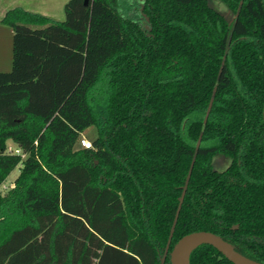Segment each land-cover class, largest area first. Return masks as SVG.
<instances>
[{
    "label": "trees",
    "instance_id": "16d2710c",
    "mask_svg": "<svg viewBox=\"0 0 264 264\" xmlns=\"http://www.w3.org/2000/svg\"><path fill=\"white\" fill-rule=\"evenodd\" d=\"M220 1L229 23L207 0L3 13L0 185L19 166L0 192V264H170L195 231L264 264V0ZM187 264L233 263L199 243Z\"/></svg>",
    "mask_w": 264,
    "mask_h": 264
},
{
    "label": "crops",
    "instance_id": "0c3cea01",
    "mask_svg": "<svg viewBox=\"0 0 264 264\" xmlns=\"http://www.w3.org/2000/svg\"><path fill=\"white\" fill-rule=\"evenodd\" d=\"M65 2L66 0H0V17L7 9L19 6L54 20H62ZM11 35V30L0 24V71L3 72L10 69Z\"/></svg>",
    "mask_w": 264,
    "mask_h": 264
},
{
    "label": "water",
    "instance_id": "95a60500",
    "mask_svg": "<svg viewBox=\"0 0 264 264\" xmlns=\"http://www.w3.org/2000/svg\"><path fill=\"white\" fill-rule=\"evenodd\" d=\"M85 3H86V0H84V4ZM262 121H263V128H264V103L262 106ZM193 242H195V244L192 247H194L195 245L199 243H207L211 245L218 252H220L228 261H230L233 264H261L238 253L232 248V246L229 243L221 239L219 236L213 233H210V232H206V231H195V232H191V233H188L182 236L174 244L173 248L170 251V254H169L170 264H179V258L182 252L189 244ZM188 253H187V256H188ZM186 264H187V257H186Z\"/></svg>",
    "mask_w": 264,
    "mask_h": 264
},
{
    "label": "rangeland",
    "instance_id": "374dc122",
    "mask_svg": "<svg viewBox=\"0 0 264 264\" xmlns=\"http://www.w3.org/2000/svg\"><path fill=\"white\" fill-rule=\"evenodd\" d=\"M207 4L211 8H213L214 10L219 12L228 23L232 20L233 15L224 7V5L222 4V2L220 0H207ZM118 9H119L120 13L125 15V16L135 17L136 13L137 14L139 13V11L137 10V5L135 4V0H118ZM93 134H94V130L91 127V128L85 129L82 132V134L80 135V137H83L89 141L90 137H92ZM6 146L10 147L11 149L15 148V146L10 142H8ZM21 157H23V155H21ZM228 161H229V159L227 157L222 156L221 154H215L212 157L211 164L215 170L220 171V170L225 168ZM18 166L19 165H17L8 174L6 179L0 185V192L1 193H4V191H6L11 186L12 180L14 179V177L18 173Z\"/></svg>",
    "mask_w": 264,
    "mask_h": 264
},
{
    "label": "built area",
    "instance_id": "2783aa9c",
    "mask_svg": "<svg viewBox=\"0 0 264 264\" xmlns=\"http://www.w3.org/2000/svg\"><path fill=\"white\" fill-rule=\"evenodd\" d=\"M78 143H79V145H80L81 147H83V148H89V147H90V141H88L87 139H85V138H83V137H80V138L78 139ZM5 151H6L7 153H14V154H18V153H19V150H18L17 148H13V149H11L10 147H7V146H6Z\"/></svg>",
    "mask_w": 264,
    "mask_h": 264
},
{
    "label": "bare ground",
    "instance_id": "6f19581e",
    "mask_svg": "<svg viewBox=\"0 0 264 264\" xmlns=\"http://www.w3.org/2000/svg\"><path fill=\"white\" fill-rule=\"evenodd\" d=\"M195 244V242L189 244L184 251L182 252L180 258H179V264H186V257L189 249Z\"/></svg>",
    "mask_w": 264,
    "mask_h": 264
}]
</instances>
